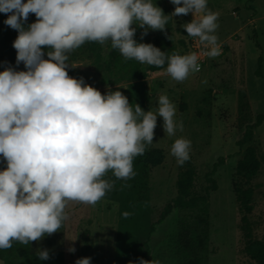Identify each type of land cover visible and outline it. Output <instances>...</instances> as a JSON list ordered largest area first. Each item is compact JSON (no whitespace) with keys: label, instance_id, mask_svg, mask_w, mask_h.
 Instances as JSON below:
<instances>
[{"label":"clouds","instance_id":"obj_1","mask_svg":"<svg viewBox=\"0 0 264 264\" xmlns=\"http://www.w3.org/2000/svg\"><path fill=\"white\" fill-rule=\"evenodd\" d=\"M170 2L174 11L165 15L152 0H0V13H10L4 23L18 32L16 63L26 68L0 71V156L6 161L0 170V250L58 232L70 202L95 206L114 187L105 179L109 171L119 180L134 177L133 160L153 143L158 116L168 136L183 131L166 94L158 96L157 107L144 111L136 103L133 109L119 87L102 94L67 71L80 67L69 63V54L85 42L110 41L126 60L158 68L167 62L165 72L177 82L198 72V53L168 56L134 39L135 22L147 35L149 29L164 31L169 18L191 13L192 21L181 27L198 38L204 56L220 55L218 13L207 0ZM29 14L36 21L25 27ZM44 46L50 49L47 59ZM190 148V140L175 139L170 152L178 165L190 158ZM36 255L49 259L46 249ZM139 264L160 261L141 258Z\"/></svg>","mask_w":264,"mask_h":264},{"label":"rangeland","instance_id":"obj_2","mask_svg":"<svg viewBox=\"0 0 264 264\" xmlns=\"http://www.w3.org/2000/svg\"><path fill=\"white\" fill-rule=\"evenodd\" d=\"M152 2L165 15L174 11L170 0ZM207 7L218 13L215 35L220 55H203L200 70L183 82L166 74L167 62L160 68L139 62L144 78L131 82L116 83L95 73L94 55L99 53L101 62L106 63L113 49L110 41L103 45L85 42L69 54V63L80 66L69 67V76L82 77L102 94L119 87L133 109L136 103L144 111L157 107L158 96L166 94L176 106L175 119L183 122V131L178 129L175 135L168 136L163 130V118L158 116L153 143L133 160L135 176L121 180L120 186L113 187L95 206L70 202L66 209L69 218L61 229L29 244V264H75L85 257L91 258L90 264H139L141 258L159 260L160 264H186L192 258L191 251L201 264L250 263L244 252L241 214L233 187L236 165L249 146L256 151L260 169L248 185L253 191L248 219L253 241L264 245V122L253 131L250 141L239 145L245 129L264 112V0H207ZM192 19L191 13L174 16L164 31L149 29L147 35L135 22L134 39L151 43L168 56L196 52L198 38L188 36L181 27ZM259 56L262 78L254 76ZM181 137L191 141L188 163L195 172V187L200 194H205L206 174L222 159L213 175L216 190L209 192L206 204L205 236L202 228L180 226L181 221L191 223L198 212L175 209L160 218L164 207L175 198L176 177L185 168L170 152L175 139ZM152 150L163 156L155 167L145 161ZM5 167L6 161L0 156V170ZM125 212L130 215L125 217ZM38 249L48 250L49 259H39Z\"/></svg>","mask_w":264,"mask_h":264},{"label":"trees","instance_id":"obj_3","mask_svg":"<svg viewBox=\"0 0 264 264\" xmlns=\"http://www.w3.org/2000/svg\"><path fill=\"white\" fill-rule=\"evenodd\" d=\"M254 0H250L252 2ZM26 2V0H24ZM9 14L0 13V71L5 68L12 67L14 70H26L23 62L19 65L16 63V50L13 47V42L18 36L17 30L7 26L4 21L8 18ZM36 21L34 14H29L25 27ZM50 49L47 46L43 47L45 53L44 58L47 59V51ZM94 70L97 74H103L111 78L114 82H131L144 78V73L141 71L140 63L134 59L126 60L119 53L118 50L112 49L109 54V59L106 63L101 62V55L96 53L94 55ZM262 58H257V65L254 71L256 78H262L261 74ZM184 106H181L182 111ZM264 122V112L256 116L255 122L248 126L242 136L239 145L242 146L250 141L253 137V131ZM163 160L162 153L158 150H152L147 153L146 163L152 167L161 164ZM222 163V159L217 160L211 170L206 174L205 194H200L195 187V172L189 167L188 160L184 163L185 168L182 169L175 182L176 196L168 203L161 214V219L168 215L172 210H179L182 212L194 213L198 212L196 219L192 220L189 224L180 222L181 228H202L201 233L205 236L207 227V207L209 192L216 190V182L213 175L216 168ZM260 169V162L256 156V151L253 147L249 146L244 150L241 159L238 161L235 169V183L234 194L238 203L239 212L241 214L240 223L243 241L246 245L245 254L249 257L250 263L248 264H264V245H259L252 239L251 224L248 215L252 210V195L253 191L248 187L249 183L256 177ZM105 179L115 181L114 187L120 186L121 180L116 179L112 172L109 171ZM186 232L184 235L186 236ZM192 258L186 264H201V259L198 255L191 251ZM0 260L3 264H29L30 260V246L23 245L19 242H13V246L7 250H0Z\"/></svg>","mask_w":264,"mask_h":264},{"label":"built area","instance_id":"obj_4","mask_svg":"<svg viewBox=\"0 0 264 264\" xmlns=\"http://www.w3.org/2000/svg\"><path fill=\"white\" fill-rule=\"evenodd\" d=\"M196 50H197L196 53H198L199 56H200V58H199V60H198V63H199V65H200V61H202V58L204 57L203 54H202V52H203V50H204V49H203V46L197 43V45H196Z\"/></svg>","mask_w":264,"mask_h":264}]
</instances>
